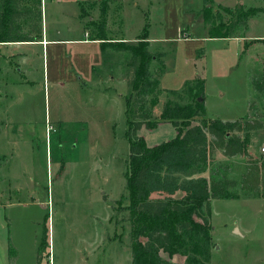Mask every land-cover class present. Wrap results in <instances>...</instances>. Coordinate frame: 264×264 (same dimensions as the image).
<instances>
[{
	"label": "rangeland",
	"instance_id": "rangeland-1",
	"mask_svg": "<svg viewBox=\"0 0 264 264\" xmlns=\"http://www.w3.org/2000/svg\"><path fill=\"white\" fill-rule=\"evenodd\" d=\"M151 2L144 8L130 2L120 5L118 15L110 13L114 23L107 29L106 14L105 20L102 16L95 19L91 6L81 17L89 35L97 36L105 23L107 37L131 44L147 23L149 50L165 54L159 101L150 120L157 123L139 130L144 141L152 146L174 136L175 128L169 122L158 121L161 107L167 99L178 100L168 90L180 93L184 83L194 82L195 77L204 81L208 119L227 121L250 115L264 123V94L255 92L250 112L244 116L249 94L245 73L249 69L253 74V67L243 65L245 58L238 54L232 37H209L200 14L201 0ZM235 2L214 3L230 8ZM258 3L264 9V0L251 4ZM212 10L219 11L216 5ZM45 12L48 24L58 14L49 3L44 18ZM219 14L231 35L264 34L262 20L254 21L244 32L231 26L233 12L223 10ZM260 16L264 18V11ZM245 43L243 51L258 47L253 49V59L264 61V40ZM54 52L58 55L48 52L44 62L48 71L45 79L42 64H32L25 76L28 81L21 84L16 71L11 78L15 80L11 95L0 98V242L5 240L7 245V264L30 263L32 250L35 264H132L129 222L121 220L125 213L120 210L129 203L124 97L129 93L124 77L128 54L108 49L104 59L99 47L91 43L69 44ZM151 66L153 70L159 68L154 61ZM259 77H251V83ZM181 94L182 104L193 100V96ZM261 138L263 130L246 136L257 160L264 159ZM245 163V157H226L214 149L209 162L198 165L192 174L239 181L247 170ZM239 195L237 199L211 201L214 246L209 264H264V197L252 199L241 191ZM43 228L47 240L40 247ZM35 237L39 244L31 250ZM11 238L20 246L18 261ZM160 255L173 264H186L180 254L169 257L160 251Z\"/></svg>",
	"mask_w": 264,
	"mask_h": 264
},
{
	"label": "trees",
	"instance_id": "trees-1",
	"mask_svg": "<svg viewBox=\"0 0 264 264\" xmlns=\"http://www.w3.org/2000/svg\"><path fill=\"white\" fill-rule=\"evenodd\" d=\"M212 2L201 0L200 10L211 38L231 36L219 11L235 14L231 25L235 28L245 27L249 17L259 11L257 8L246 9L241 4L234 10L219 5V11L213 12ZM105 12L104 8L101 12L104 20ZM40 22V0H0V41H29L40 34ZM104 27L105 23L98 28L96 37L101 40L103 58L108 49L128 54L124 77L129 93L124 97L129 143L126 180L129 203L120 210L125 213L121 220L129 222L131 262L173 264L161 257L160 251H164L169 257L173 254L184 256L186 264H209L214 246L211 201L214 198L237 199L239 191L251 197H264V179H261L264 159L257 160L249 153L246 140L250 131L263 128L264 123L250 115L227 121L208 119L204 109V81L195 77L194 82H185L181 89L182 93L193 96L191 102L182 104L179 101L183 97L181 92L168 90L178 100L167 99L161 107L158 121L169 122L175 128V135L149 146L138 132L142 127L150 129L157 123L150 120L152 108L159 101V77L165 70V54L149 50L147 23L134 44L105 38ZM152 61L159 68L153 70ZM251 84L255 92L264 94V71ZM194 120L196 123H192ZM214 149L226 157H245L247 170L239 181L193 176V169L208 163ZM63 166L62 162L60 170ZM42 235L40 247L46 245L45 228Z\"/></svg>",
	"mask_w": 264,
	"mask_h": 264
},
{
	"label": "crops",
	"instance_id": "crops-1",
	"mask_svg": "<svg viewBox=\"0 0 264 264\" xmlns=\"http://www.w3.org/2000/svg\"><path fill=\"white\" fill-rule=\"evenodd\" d=\"M259 1V0H256ZM131 3L135 7H148V5H151V0H40V10H41V32L40 34H37L34 38H32L29 41H0V98L2 95H11L12 92V86L15 84V80L12 81L11 78L15 75L16 71L17 74H19L20 80L19 82L22 84V82L28 81L25 76L26 72L29 69V66L32 64H42V75L43 79H45L46 73L48 74V71L44 69V62L46 58L48 59V52H51L54 56H57L58 54H55L54 51H58L60 48L66 49L67 45L74 44V43H91L95 45L96 47H99L100 51V39H96L97 36H91L88 34L87 27L85 28L84 23L82 22V11L83 10H89L92 8V11L95 13V19L98 18L97 16H101L102 8L103 6L105 8V14H106V29L109 27L110 23L114 21L110 20V13H114V16L117 14L120 8V5L125 3ZM215 0H213L212 4L213 6L216 5L217 7L222 4H215ZM49 3V6L52 10L58 11V14L55 15L54 20L52 23L47 22L46 20V12H45V18H44V10L45 6ZM253 0H236L235 4L230 5V8H235L238 5H243L245 7V4H248L247 8H257L259 11L255 12L251 17H249L247 24L245 27H240L242 30L246 32L248 30L249 26L254 23V21H264V18L260 16V14L264 11L261 5L254 4L252 5ZM91 4V5H90ZM224 5V4H223ZM222 5V6H223ZM88 6H91L90 8H87ZM227 6L228 5H224ZM113 9L111 10V8ZM61 18V19H58ZM91 17L89 16V19ZM58 19V20H56ZM74 20L76 23H74ZM70 21V24L68 22ZM60 22V23H59ZM239 27H236L239 29ZM105 29V31H106ZM104 31V32H105ZM141 33V32H140ZM238 35V34H237ZM235 34H232L231 36L224 37V38H231L232 41L235 42L238 54L242 55L244 59L243 65H245L246 68L253 67V74H249V69H247L245 73L246 78V87L248 90V96L245 98V108L246 112L244 116H247V112H250L249 105L252 98L256 95L255 91H253V87L251 85L250 78L256 77L261 75V73L264 71V61H254L253 59V53L256 48L258 47H251L249 46L247 51H243L242 44H246L247 41H254V40H264V34H239L237 36ZM105 38L109 40L114 41H125L123 39H114L109 38L106 35ZM223 38V39H224ZM138 40L137 38L134 41ZM133 41V42H134ZM148 41H150L148 39ZM132 43V42H128ZM66 50H64V53ZM41 58V62H40ZM256 58V57H255ZM241 60V59H240ZM26 69V70H25ZM30 73V70L28 71ZM27 77V76H26ZM252 91V93H251ZM204 109H205V101H204ZM243 116V117H244ZM242 119V118H241ZM257 130H263V128H258ZM257 130L250 131V134H253L257 132ZM175 135V134H174ZM173 137V136H172ZM171 138V137H170ZM264 144V138H261V145ZM260 145V146H261ZM249 153L253 152V150L248 147ZM254 155V153H251ZM246 166V163H245ZM250 198H257V197H250ZM248 198V199H250ZM6 207V206H5ZM23 208V207H22ZM8 208H4L6 211ZM4 218H7L6 216ZM33 228V227H32ZM33 231V235H34ZM12 239V238H11ZM12 244L15 246V251H17L16 261L20 258V246L17 243V241H14V238L12 239ZM39 239L35 237V240H33V243L31 244V250L35 249L36 245L38 246ZM7 245L5 244V240L0 242V264H7ZM30 256V263L26 264H35L36 257L35 253L28 254Z\"/></svg>",
	"mask_w": 264,
	"mask_h": 264
},
{
	"label": "built area",
	"instance_id": "built-area-1",
	"mask_svg": "<svg viewBox=\"0 0 264 264\" xmlns=\"http://www.w3.org/2000/svg\"><path fill=\"white\" fill-rule=\"evenodd\" d=\"M260 152L264 153V144L260 146Z\"/></svg>",
	"mask_w": 264,
	"mask_h": 264
},
{
	"label": "water",
	"instance_id": "water-1",
	"mask_svg": "<svg viewBox=\"0 0 264 264\" xmlns=\"http://www.w3.org/2000/svg\"><path fill=\"white\" fill-rule=\"evenodd\" d=\"M199 100H201V98H199Z\"/></svg>",
	"mask_w": 264,
	"mask_h": 264
}]
</instances>
